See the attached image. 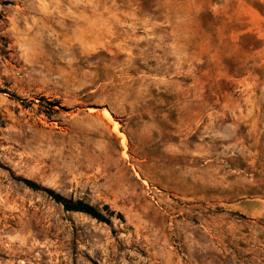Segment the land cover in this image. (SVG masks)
I'll return each mask as SVG.
<instances>
[{"label": "rangeland", "instance_id": "374dc122", "mask_svg": "<svg viewBox=\"0 0 264 264\" xmlns=\"http://www.w3.org/2000/svg\"><path fill=\"white\" fill-rule=\"evenodd\" d=\"M0 264H264V0H0Z\"/></svg>", "mask_w": 264, "mask_h": 264}, {"label": "trees", "instance_id": "16d2710c", "mask_svg": "<svg viewBox=\"0 0 264 264\" xmlns=\"http://www.w3.org/2000/svg\"><path fill=\"white\" fill-rule=\"evenodd\" d=\"M22 181L26 186H28L29 188L33 190H45L55 202L63 205L65 210L74 211V212H82L100 222H104L107 224L111 223L110 216L104 214L99 209H97L95 206L87 202H84L83 200H77V201L69 200L65 198L64 196H62L60 193H57L52 189L42 188V186L35 181L28 180V179H23ZM114 213H115L114 211L110 212L111 215H113ZM118 216L122 217L120 213H118Z\"/></svg>", "mask_w": 264, "mask_h": 264}, {"label": "bare ground", "instance_id": "6f19581e", "mask_svg": "<svg viewBox=\"0 0 264 264\" xmlns=\"http://www.w3.org/2000/svg\"><path fill=\"white\" fill-rule=\"evenodd\" d=\"M124 146L126 147V144L124 143Z\"/></svg>", "mask_w": 264, "mask_h": 264}]
</instances>
